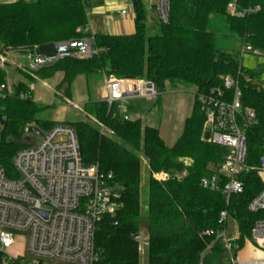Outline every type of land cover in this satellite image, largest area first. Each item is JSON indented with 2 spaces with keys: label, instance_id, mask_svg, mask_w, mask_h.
Instances as JSON below:
<instances>
[{
  "label": "trees",
  "instance_id": "trees-1",
  "mask_svg": "<svg viewBox=\"0 0 264 264\" xmlns=\"http://www.w3.org/2000/svg\"><path fill=\"white\" fill-rule=\"evenodd\" d=\"M135 13V34L129 36L94 35L101 50L90 60L64 59L35 73L48 80L64 75L57 91L71 97L76 79L83 76L90 89L94 78H117L153 82L159 95L184 86L195 88L194 103L185 120L182 135L169 147L157 128L144 126L141 120L124 121L109 111L106 102L88 100L85 120L72 126L79 138L85 165H97L102 174L113 176L110 187L117 195V209L98 224L95 247L96 264H140L135 236L148 238L147 264H199L202 254L215 241L224 225L221 214L227 212L239 228V248L251 238L264 211L250 213L248 206L261 189L254 172L240 177L244 191L229 201L222 192L201 186L203 178L218 170L227 151L202 138L206 120L200 96L223 87L224 79L236 77L241 84V101L255 112V122L246 131L248 166H256L264 154V90L245 71L238 56L218 44V34L211 31L212 20L223 23L224 36L239 39L264 53V0H169L168 21L159 24V34L150 35L144 0H130ZM235 6L232 14L230 6ZM260 7L257 12L250 10ZM88 6L82 0H35L0 4V54L9 50L27 54L49 43H60L86 36ZM22 70V69H21ZM23 71V70H22ZM26 80L13 87V94L0 97V116L5 120L0 135V167L16 177L13 158L29 147L25 130L34 125L42 132L55 124L46 114L55 106L34 102L27 82L35 78L22 72ZM7 73L0 68V86ZM26 95V98H21ZM93 120V121H92ZM67 125V124H65ZM105 128V131L102 129ZM143 161L148 177L142 176ZM166 173L159 182L154 175ZM227 179L222 178L224 185ZM212 232V236H206ZM226 251L217 241L203 264H225Z\"/></svg>",
  "mask_w": 264,
  "mask_h": 264
},
{
  "label": "built area",
  "instance_id": "built-area-1",
  "mask_svg": "<svg viewBox=\"0 0 264 264\" xmlns=\"http://www.w3.org/2000/svg\"><path fill=\"white\" fill-rule=\"evenodd\" d=\"M82 1L89 4L98 0ZM168 8L169 0H157L161 23L168 21ZM229 10L236 13L235 6L231 5ZM259 10L257 7L250 12ZM125 14L123 11L122 15ZM84 33L83 38L55 44L56 54L53 56L42 55L39 51L27 53V64L21 69L33 76L59 60H90L98 56L101 50L95 47L94 35L88 27ZM241 52L243 56L257 51L244 43ZM6 53L0 54L1 68L7 64ZM30 91L34 92V86H30ZM11 94L13 87L0 86V97ZM158 95V88L151 81L104 75L102 99L109 111L115 107V116L124 121L131 119L126 107L130 99L152 100ZM241 98L240 80L232 76L224 79L223 87L200 96L206 117L202 138L227 151L223 165L203 178L201 186L222 192L229 201L233 195L244 191L241 175L254 172L261 189L248 210L257 214L264 211V154L258 165L246 164V131L255 122L256 115L252 109L243 106ZM32 127L35 126L27 127L25 133L35 144L17 152L13 158L16 177H9L0 167V264H96L99 259L95 247L97 226L107 214H113L118 208L117 195L110 187L113 176L106 177L97 165L84 164L78 134L72 126L57 125L44 133L45 137L38 143L29 133ZM154 178L165 182L169 175L161 173ZM222 178L227 179L224 185L221 184ZM230 219L227 212L221 214L224 228L213 235L215 241L202 254L199 264H203L217 241L223 243L229 264H264V220L256 222L251 238L239 248L236 245L240 238L238 225L236 236L229 238ZM212 234L205 233L206 236ZM21 235L28 236L29 254L12 256L8 251L15 247L16 239ZM134 240L141 250L148 246V238L142 233Z\"/></svg>",
  "mask_w": 264,
  "mask_h": 264
},
{
  "label": "rangeland",
  "instance_id": "rangeland-1",
  "mask_svg": "<svg viewBox=\"0 0 264 264\" xmlns=\"http://www.w3.org/2000/svg\"><path fill=\"white\" fill-rule=\"evenodd\" d=\"M210 29L218 34L219 47L229 50L239 57L243 70L257 73L255 83L260 89L264 90V53L257 51L242 56L243 43L237 38L224 36L226 33L225 26L219 20L213 19ZM17 55L22 58L21 63H25V60H23L25 58L22 57L24 54L9 50L5 55L7 60L5 68L0 67L6 71V84L10 86L26 80L22 74L23 71L20 69V61L16 62L11 59ZM8 58L10 59L9 62ZM29 76L35 78L34 82H27L29 86H34V102L42 106H55L54 110H50L44 114L55 124L74 125L77 122L84 121L86 117L84 110L85 102L90 99L94 102H101L97 100L99 97L96 95L100 82L104 85L103 76L94 78L90 87V94L86 84L82 85L80 82L74 83L70 98L66 97L65 93L62 94L57 91V76L48 79L46 83L44 82L46 80H41L36 75ZM195 92V88L184 86L169 88L167 92L161 95L160 104L157 102V99L133 98L126 103L127 112L132 120H141L144 126L159 129L160 136L167 146L172 147L182 135L185 120L191 113ZM2 128L3 126H0L1 132ZM34 139L38 143L41 138L35 136ZM28 144L31 146L35 142H28ZM142 176L144 177L145 184V179L148 177V166L145 161L142 164ZM236 227V222L230 219L228 226L229 238L236 236ZM28 241L27 235L19 236L16 239L15 247L10 249L8 253L12 256L28 255ZM147 247L143 246L142 250L139 248L140 264H147L145 257ZM224 262L225 264H229L227 257Z\"/></svg>",
  "mask_w": 264,
  "mask_h": 264
},
{
  "label": "crops",
  "instance_id": "crops-1",
  "mask_svg": "<svg viewBox=\"0 0 264 264\" xmlns=\"http://www.w3.org/2000/svg\"><path fill=\"white\" fill-rule=\"evenodd\" d=\"M19 1L21 0H0V4H11L17 3ZM24 1L30 2L35 0ZM144 3L148 13L150 35L157 36L159 34L160 24V17L157 12V0H144ZM87 6L89 18L88 29L92 35L129 36L135 34V13L134 7L130 0H98L97 2L87 4ZM123 11H126L125 15H122ZM22 57L25 58L23 59L25 60V63H21L22 58L18 55L14 58H11L16 62L20 61V69L21 67H25L27 64L26 54H24V56ZM9 61L10 59L8 58V62ZM56 76L58 78L56 87H58L63 81L64 75L62 73H58ZM47 81L48 80L44 82L46 83ZM77 82L82 83V85L86 84L87 86L86 79L83 76L78 77L75 83L77 84ZM8 86L14 87V85ZM102 88L103 84L102 82H100V84L98 85V93L96 95L97 97H99L97 99L98 101L103 100ZM88 90L90 94L91 89Z\"/></svg>",
  "mask_w": 264,
  "mask_h": 264
},
{
  "label": "water",
  "instance_id": "water-1",
  "mask_svg": "<svg viewBox=\"0 0 264 264\" xmlns=\"http://www.w3.org/2000/svg\"><path fill=\"white\" fill-rule=\"evenodd\" d=\"M38 51L42 55L53 56L56 54V45L54 43L45 44V45L41 46ZM129 78H133V77H129ZM4 124H5V120L2 116H0V125L4 126ZM29 133L31 135L37 136L41 139H43L45 137L44 132H42L40 129H38L36 127H32L29 130ZM26 141H27V143L30 142V138H27ZM0 144H1V141H0ZM40 214H42V213H40Z\"/></svg>",
  "mask_w": 264,
  "mask_h": 264
}]
</instances>
